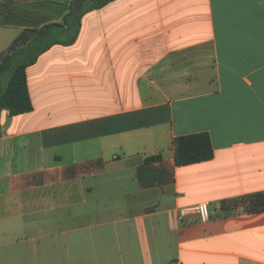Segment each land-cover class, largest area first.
Listing matches in <instances>:
<instances>
[{
    "label": "crops",
    "instance_id": "crops-1",
    "mask_svg": "<svg viewBox=\"0 0 264 264\" xmlns=\"http://www.w3.org/2000/svg\"><path fill=\"white\" fill-rule=\"evenodd\" d=\"M26 73L33 110L0 115V264H264V211L222 215L264 194V0H115ZM198 133L214 158L178 167ZM200 203L209 222L182 217Z\"/></svg>",
    "mask_w": 264,
    "mask_h": 264
},
{
    "label": "trees",
    "instance_id": "trees-1",
    "mask_svg": "<svg viewBox=\"0 0 264 264\" xmlns=\"http://www.w3.org/2000/svg\"><path fill=\"white\" fill-rule=\"evenodd\" d=\"M113 1L115 0H89L90 5L86 10L75 1L73 8L69 11L66 9V13L63 12L57 20L46 21L37 26H22L24 29L0 56V115L4 110L9 111L12 116L27 114L33 110L27 69L55 45L74 44L78 39L84 14L101 9ZM19 3H21L20 7L17 6L16 0H4L0 5V13L22 12L25 15L32 7L27 2ZM25 20L31 22L29 19ZM10 24L6 20H0V27H11ZM174 146L175 163L178 167L208 162L214 158V148L208 133L178 137L175 139ZM161 160V156H155L148 158L146 162ZM240 209L247 213L264 211V194H249L222 202L223 216H229Z\"/></svg>",
    "mask_w": 264,
    "mask_h": 264
},
{
    "label": "rangeland",
    "instance_id": "rangeland-1",
    "mask_svg": "<svg viewBox=\"0 0 264 264\" xmlns=\"http://www.w3.org/2000/svg\"><path fill=\"white\" fill-rule=\"evenodd\" d=\"M17 6L20 7L22 2H27L32 7L29 8L28 13L19 14L13 13H0V20H6L8 23H11L10 28H0V56L10 47L15 38L20 34L22 29L20 27L32 25L37 26L40 23L46 21L57 20L64 13L66 9L69 11L76 4L82 5V8L88 7L89 0L79 1V0H16ZM4 0H0V5ZM67 3V5H65ZM68 4H70L68 6ZM31 11V12H30ZM29 19L31 22H29ZM30 23V24H29Z\"/></svg>",
    "mask_w": 264,
    "mask_h": 264
},
{
    "label": "built area",
    "instance_id": "built-area-1",
    "mask_svg": "<svg viewBox=\"0 0 264 264\" xmlns=\"http://www.w3.org/2000/svg\"><path fill=\"white\" fill-rule=\"evenodd\" d=\"M192 214L197 215L202 223L209 222L211 218V211L207 203H200L182 210V217Z\"/></svg>",
    "mask_w": 264,
    "mask_h": 264
},
{
    "label": "water",
    "instance_id": "water-1",
    "mask_svg": "<svg viewBox=\"0 0 264 264\" xmlns=\"http://www.w3.org/2000/svg\"><path fill=\"white\" fill-rule=\"evenodd\" d=\"M79 1H85V0H79ZM80 7H81V5H80Z\"/></svg>",
    "mask_w": 264,
    "mask_h": 264
}]
</instances>
